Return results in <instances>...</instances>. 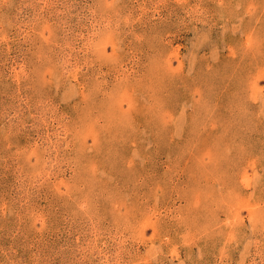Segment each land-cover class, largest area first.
<instances>
[{
    "label": "rangeland",
    "instance_id": "374dc122",
    "mask_svg": "<svg viewBox=\"0 0 264 264\" xmlns=\"http://www.w3.org/2000/svg\"><path fill=\"white\" fill-rule=\"evenodd\" d=\"M0 264H264V0H0Z\"/></svg>",
    "mask_w": 264,
    "mask_h": 264
}]
</instances>
